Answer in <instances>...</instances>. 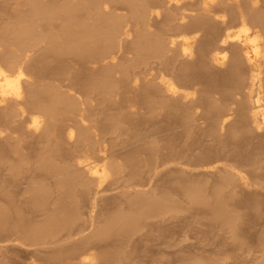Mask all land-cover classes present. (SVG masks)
Segmentation results:
<instances>
[{
  "label": "bare ground",
  "instance_id": "6f19581e",
  "mask_svg": "<svg viewBox=\"0 0 264 264\" xmlns=\"http://www.w3.org/2000/svg\"><path fill=\"white\" fill-rule=\"evenodd\" d=\"M184 214L264 263V0H0V242L145 264Z\"/></svg>",
  "mask_w": 264,
  "mask_h": 264
},
{
  "label": "rangeland",
  "instance_id": "374dc122",
  "mask_svg": "<svg viewBox=\"0 0 264 264\" xmlns=\"http://www.w3.org/2000/svg\"><path fill=\"white\" fill-rule=\"evenodd\" d=\"M164 226L171 230L168 238L162 239L159 233L154 232L137 239V244L144 250L145 264H193L196 258L223 257L229 253L233 254L232 259L220 264H264L260 261V254L255 251L238 252L235 255L232 247L226 243L225 236L219 232H209L201 216L180 215ZM260 229L258 225L251 235ZM51 253L52 250L33 252L12 242H0V264H41V260L49 258Z\"/></svg>",
  "mask_w": 264,
  "mask_h": 264
}]
</instances>
